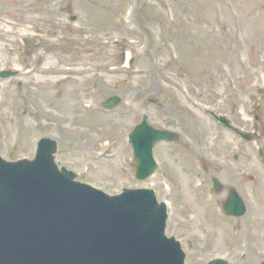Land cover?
Wrapping results in <instances>:
<instances>
[{
	"label": "rangeland",
	"instance_id": "obj_1",
	"mask_svg": "<svg viewBox=\"0 0 264 264\" xmlns=\"http://www.w3.org/2000/svg\"><path fill=\"white\" fill-rule=\"evenodd\" d=\"M33 66L52 84H34ZM1 70L16 72L0 77L4 159H30L50 137L78 180L110 194L152 188L185 264L264 262V0H0ZM110 96L120 102L105 110ZM142 114L180 138L156 144L158 167L140 181L127 134ZM230 188L241 217L222 213Z\"/></svg>",
	"mask_w": 264,
	"mask_h": 264
},
{
	"label": "water",
	"instance_id": "obj_2",
	"mask_svg": "<svg viewBox=\"0 0 264 264\" xmlns=\"http://www.w3.org/2000/svg\"><path fill=\"white\" fill-rule=\"evenodd\" d=\"M118 101L112 97L104 106L110 109ZM178 137L152 128L143 116L128 135L136 178L143 180L154 171L156 142ZM55 152L56 142L41 138L32 160L0 157V264H184L178 241L165 236L166 207L152 189L124 188L108 195L59 169ZM223 209L233 216L245 210L234 190ZM208 264L227 262L215 259Z\"/></svg>",
	"mask_w": 264,
	"mask_h": 264
},
{
	"label": "bare ground",
	"instance_id": "obj_3",
	"mask_svg": "<svg viewBox=\"0 0 264 264\" xmlns=\"http://www.w3.org/2000/svg\"><path fill=\"white\" fill-rule=\"evenodd\" d=\"M37 72L38 73V78L35 80V84L36 85H43V84H52L47 78H45V77H42L41 78V76H44V75H46V73L44 72V70L42 69V68H40V67H36V68H32V69H30L29 71H28V73H33V72ZM41 71H43V72H41ZM70 90H71V88L69 87V86H67V89H66V91L64 92V94L61 96V98L60 99H66L67 97H68V95H69V93H70ZM67 100V99H66ZM63 105V110L64 111H66L67 110V108L68 109H70L71 108V104H70V102L68 103L67 101L64 103H62ZM71 110V109H70ZM78 115L80 114V112H76ZM65 114V113H64ZM67 114V113H66Z\"/></svg>",
	"mask_w": 264,
	"mask_h": 264
}]
</instances>
